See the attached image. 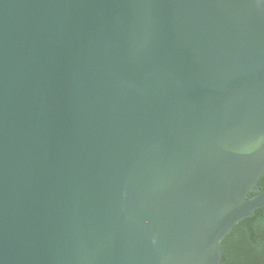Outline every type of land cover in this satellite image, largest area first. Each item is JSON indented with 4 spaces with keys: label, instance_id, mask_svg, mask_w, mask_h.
I'll use <instances>...</instances> for the list:
<instances>
[{
    "label": "water",
    "instance_id": "1",
    "mask_svg": "<svg viewBox=\"0 0 264 264\" xmlns=\"http://www.w3.org/2000/svg\"><path fill=\"white\" fill-rule=\"evenodd\" d=\"M263 171L264 0H0V264H221Z\"/></svg>",
    "mask_w": 264,
    "mask_h": 264
},
{
    "label": "trees",
    "instance_id": "2",
    "mask_svg": "<svg viewBox=\"0 0 264 264\" xmlns=\"http://www.w3.org/2000/svg\"><path fill=\"white\" fill-rule=\"evenodd\" d=\"M258 185L260 188L264 187V171L258 179ZM253 192L254 191H250L249 193L252 194ZM240 225L242 226L240 232H243V246L247 249L255 250L258 258L262 257L264 255V206L257 208L252 215L239 220L232 229L234 230ZM221 246V264H231L230 254L229 252H224L223 242H221ZM233 260L235 259L233 258ZM236 264H245L244 258H239ZM258 264H264V262Z\"/></svg>",
    "mask_w": 264,
    "mask_h": 264
},
{
    "label": "flooded vegetation",
    "instance_id": "3",
    "mask_svg": "<svg viewBox=\"0 0 264 264\" xmlns=\"http://www.w3.org/2000/svg\"><path fill=\"white\" fill-rule=\"evenodd\" d=\"M241 229V225L234 230L231 229L222 241L224 252H229L230 254L231 264H236L237 260L241 257L244 258L245 264H258L260 262H264V255L258 258L255 250L247 249L243 246V232H240ZM232 257L235 260H233Z\"/></svg>",
    "mask_w": 264,
    "mask_h": 264
}]
</instances>
